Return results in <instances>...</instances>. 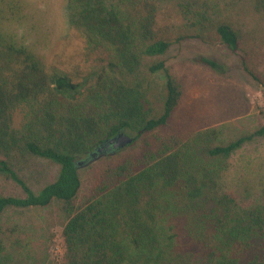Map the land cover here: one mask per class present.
I'll return each mask as SVG.
<instances>
[{
  "label": "trees",
  "instance_id": "obj_1",
  "mask_svg": "<svg viewBox=\"0 0 264 264\" xmlns=\"http://www.w3.org/2000/svg\"><path fill=\"white\" fill-rule=\"evenodd\" d=\"M255 4L264 11V0ZM66 6L67 33L46 63L0 32V172L25 191L0 195V214L10 206L63 202L67 264H264V203L240 212L233 197L212 191L231 154L264 134V125L212 145L203 132L172 125L186 88L166 60L149 65L166 72L162 95L150 98L140 71L146 57L207 31L240 54L233 22L194 0H175L176 15L168 19L160 16L159 0H66ZM199 60L226 70L214 58ZM244 67L250 71L245 59ZM122 131H134V141L115 152L121 158L76 204L84 160ZM16 148L59 164L56 178L32 189L2 157Z\"/></svg>",
  "mask_w": 264,
  "mask_h": 264
},
{
  "label": "rangeland",
  "instance_id": "obj_2",
  "mask_svg": "<svg viewBox=\"0 0 264 264\" xmlns=\"http://www.w3.org/2000/svg\"><path fill=\"white\" fill-rule=\"evenodd\" d=\"M159 1L162 18L168 19L169 13L176 15L175 0ZM194 1L214 18L233 22L241 36V53L236 54L219 36L207 31L201 39H186L164 54L146 57L140 71L150 83V98L162 95L166 72H151L149 65L166 60L169 72L186 88L172 125L201 131L212 145L225 144L264 125V11L256 7L255 0ZM0 16V32L45 63L69 24L66 0H0ZM201 56L218 60L226 70H216L200 61ZM243 58L250 71L245 69ZM121 156V152L106 154L81 165L82 186L76 204L87 201L103 169ZM2 157L36 191L54 180L60 167L17 148ZM213 190L233 197L240 212L264 203V134H256L231 154L228 168L217 178ZM24 194L16 181L0 172V195ZM67 219L64 203L59 200L48 206L6 208L0 214V239L5 245L0 264H67L63 237Z\"/></svg>",
  "mask_w": 264,
  "mask_h": 264
},
{
  "label": "water",
  "instance_id": "obj_3",
  "mask_svg": "<svg viewBox=\"0 0 264 264\" xmlns=\"http://www.w3.org/2000/svg\"><path fill=\"white\" fill-rule=\"evenodd\" d=\"M133 141H134V136L131 133L122 131L116 134L115 136L109 138L105 142L101 143L97 147V150L98 152H101L104 149H107V151H109L110 153H115L117 150H121L122 148L126 147L128 144L132 143ZM97 150L92 152L87 157V159L84 160L86 164L96 159L95 153L97 152Z\"/></svg>",
  "mask_w": 264,
  "mask_h": 264
},
{
  "label": "flooded vegetation",
  "instance_id": "obj_4",
  "mask_svg": "<svg viewBox=\"0 0 264 264\" xmlns=\"http://www.w3.org/2000/svg\"><path fill=\"white\" fill-rule=\"evenodd\" d=\"M105 151H106V152H109V151H107V149H104L103 151H101V153H103V152H105ZM91 153H92V152H91Z\"/></svg>",
  "mask_w": 264,
  "mask_h": 264
}]
</instances>
